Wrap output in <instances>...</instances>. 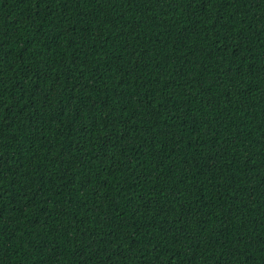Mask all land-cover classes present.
<instances>
[{
  "label": "trees",
  "instance_id": "1",
  "mask_svg": "<svg viewBox=\"0 0 264 264\" xmlns=\"http://www.w3.org/2000/svg\"><path fill=\"white\" fill-rule=\"evenodd\" d=\"M0 264H264V0H0Z\"/></svg>",
  "mask_w": 264,
  "mask_h": 264
}]
</instances>
